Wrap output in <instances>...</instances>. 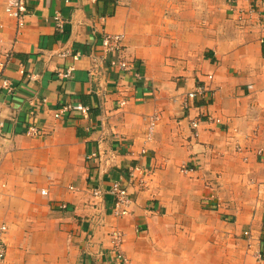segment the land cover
Instances as JSON below:
<instances>
[{"label": "crops", "instance_id": "obj_1", "mask_svg": "<svg viewBox=\"0 0 264 264\" xmlns=\"http://www.w3.org/2000/svg\"><path fill=\"white\" fill-rule=\"evenodd\" d=\"M12 1L0 0L16 89L0 94V264H123L114 230L131 264H264V0H20V36ZM106 35L124 39L102 64ZM73 105L88 115L54 119ZM136 166L146 185L115 217L92 190L126 184Z\"/></svg>", "mask_w": 264, "mask_h": 264}, {"label": "built area", "instance_id": "obj_2", "mask_svg": "<svg viewBox=\"0 0 264 264\" xmlns=\"http://www.w3.org/2000/svg\"><path fill=\"white\" fill-rule=\"evenodd\" d=\"M38 1H44V0H38ZM6 14L13 18L16 21V35L20 36L24 32V28L26 26V22L30 17V11L26 7V5L20 1V0H14L8 4L5 10ZM239 15H242L243 11H238ZM250 13H253L252 10H250ZM55 24L56 28L58 30H61L63 27V22H61L60 18L58 16H55L51 19ZM123 35H106L103 37L101 41V53L100 61L102 64L105 62V56L117 52L121 49V44L123 42ZM10 56L6 55L3 60H0V94L6 95V96H13L16 92L15 87L12 85V82L9 78L5 76V70L7 68V64L9 61ZM118 69L120 70H126L128 68V65L121 61L117 64ZM73 69H68L63 73H59V76L62 78H70L71 72ZM209 80H212V77H209ZM220 90L219 87L215 88V92H218ZM200 90H196L193 92H190L186 95V98L188 100H193L198 97V95H201ZM126 101H121L120 106H125ZM78 112L82 116L88 115V109L82 107L81 105H73L71 107H62L58 109L54 114V119L56 120H64L66 118V114H69L70 112ZM160 119L159 113L157 111H154L152 116L149 118L148 123L141 133L142 137L144 138L145 142H151L153 140V134L155 132L157 123ZM208 122L210 124H218L220 121L218 119H215L213 117H208ZM190 129L192 131V136L194 138L198 137L199 132V121L193 120L190 123ZM39 134V131L36 127L30 126L26 132L25 135L27 137H34ZM144 153V151L142 152ZM259 155H261V152H258ZM192 170L190 168H187L185 166H182L180 168V172L183 175H187ZM146 178L147 174L144 173V170L141 169V167L136 166L131 168L127 175V183L122 184L120 181L113 182L109 189H102L101 187H97L92 190V194L95 197H103L105 194L109 195L113 199V204L111 207V211L114 214L115 217H122L127 214H129V208L132 205L133 201L131 199V186H135L138 189H143L146 185ZM44 194V192L42 193ZM7 231V227L4 225L0 226V237ZM123 234L119 231L114 230L110 235V244L111 249L116 256L123 264H131L129 260L125 257L123 250H122V244H123ZM257 258L264 263V255L257 253ZM5 258V247L0 242V262L3 261Z\"/></svg>", "mask_w": 264, "mask_h": 264}]
</instances>
